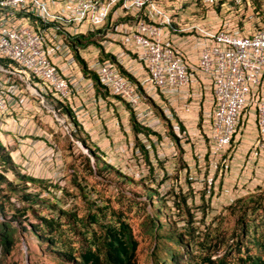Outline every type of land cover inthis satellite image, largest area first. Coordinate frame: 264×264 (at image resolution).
I'll return each mask as SVG.
<instances>
[{
    "label": "rangeland",
    "instance_id": "obj_1",
    "mask_svg": "<svg viewBox=\"0 0 264 264\" xmlns=\"http://www.w3.org/2000/svg\"><path fill=\"white\" fill-rule=\"evenodd\" d=\"M248 1L256 9L264 7V0ZM191 2L199 4L205 0ZM161 3L164 4V0H161ZM187 6L182 5L178 9L179 13L187 11ZM196 7L199 8V5ZM213 9L221 19L219 30L232 26L239 33L247 34L264 24V18L256 15V11L247 7L238 8L233 0H217V6ZM167 10L175 11L172 7ZM176 13L173 12L170 16L178 19ZM63 33L65 38L66 35L73 37L80 34L75 26L63 29ZM145 103L150 104L147 99ZM60 114L66 121L64 125H57L61 132L57 135L60 137L59 143L54 140L53 135L48 139L50 144L47 147L31 146L29 153L9 152L8 155L13 153L10 161L0 159V172L14 182L11 171L14 167L21 174L40 181L36 185L16 184L22 190L38 195L40 200L45 202L33 209L44 216L55 217L58 211H65L85 218L94 209L92 204L103 211L106 210L107 214L110 210L115 211L128 222L138 242L137 264H154L152 251L157 244L151 233L154 216L160 218L162 236L175 231L186 234L185 228L190 226L195 229V237L209 232H212L213 238L215 233H218L215 237L218 239L222 234L228 237L234 220L229 215L228 208L235 206L238 199L264 191V181L260 187L253 190V187H248V175H242L240 183V177L235 180V137L232 145L216 157L212 144L209 143L211 139L204 137L201 140L203 144L199 145L197 138L188 136H182L185 150L173 146L170 155L168 149L163 151L151 147L144 151L142 146L150 144L140 142L144 137L140 141L133 138L126 149L115 139L108 154H104L91 144L81 128L75 129L61 111ZM80 142H83L89 151L84 149ZM92 152L102 158V162L112 170L103 169V163H97ZM125 178L131 179L133 183ZM139 182H142L145 188L156 190L164 200L166 208L158 215L155 198L147 199L143 194V187L138 185ZM18 196L0 186V202L4 204V218H0V235L3 234L2 223L9 226L7 231L11 235V243L8 246L0 243V264H60V259L52 253L49 244L35 238L27 229L29 224L37 222L33 211H27L25 219L23 218L19 225L17 221H12V216L22 215L17 211L28 208L27 205L21 204ZM47 204H53L56 209L50 210ZM73 240L78 242L79 239ZM160 241L165 242L164 239ZM217 242L213 239L205 251H214L213 245ZM167 244L172 245L171 242ZM177 250L183 256V251L179 248ZM192 250L195 256L199 254L194 247ZM159 255L162 256V253L159 252ZM182 258L179 264L186 263L185 257ZM192 264H198L197 260H192Z\"/></svg>",
    "mask_w": 264,
    "mask_h": 264
},
{
    "label": "built area",
    "instance_id": "obj_2",
    "mask_svg": "<svg viewBox=\"0 0 264 264\" xmlns=\"http://www.w3.org/2000/svg\"><path fill=\"white\" fill-rule=\"evenodd\" d=\"M233 1L239 6L242 0ZM245 1L248 9L264 18V7L257 11ZM117 8L135 18L134 28L123 34L121 42L143 65L151 88L164 91L188 86L193 72L173 44L163 39L161 27L171 29L173 18L158 0H0V119L31 98L56 125H64L66 118L51 102L68 101L71 83L52 64L48 46L53 42V52L72 60L63 29L101 30ZM181 31L196 32L203 39L196 68L212 82L214 110L209 123L214 155L231 145L239 118L248 110L256 115L257 148L264 149V24L247 34L232 26L216 32L200 26ZM91 71L104 91L126 104L145 124L141 89L115 62L96 61ZM18 83L29 97L21 95Z\"/></svg>",
    "mask_w": 264,
    "mask_h": 264
},
{
    "label": "crops",
    "instance_id": "obj_3",
    "mask_svg": "<svg viewBox=\"0 0 264 264\" xmlns=\"http://www.w3.org/2000/svg\"><path fill=\"white\" fill-rule=\"evenodd\" d=\"M167 1L169 0H164V5L159 0V4L170 15L177 12L175 15L179 18L173 19L171 29L161 27V31L163 39L171 42L191 67L193 75L186 87L164 91L151 88L143 65L121 42L123 34L134 28L135 18L123 14L118 8L112 11L101 33L92 39L94 43L71 47L72 60L53 52L55 46L53 42L48 46L52 64L70 81L72 88V95L68 101H52L51 104L68 119L69 111L77 127L82 129L91 144L101 153L108 154L115 139L123 149H126L133 138L140 141L144 137L141 143L150 142L148 145H141L145 150L151 147L163 151L168 149L170 155L173 146L178 147L176 142L168 137L170 130L180 138L179 145L182 150L186 148L182 136L197 138L199 145L203 144L201 140L204 137L213 136L209 123V116L214 110L212 82L196 68L203 39L196 32L181 30L200 26L212 32L218 31L221 19L213 9L217 5H210L206 1L199 4L191 1L171 0L170 3ZM182 5H188L186 10L189 13L187 11L179 13L178 9ZM169 7L175 11L170 12L167 10ZM79 33L87 35L89 32L82 28ZM109 56L114 59L113 62L118 65L120 71H124L140 87L142 108L146 112L145 124L138 120L139 117L126 104L104 91L90 74L83 72L80 61L88 72H92L91 68L96 61L110 60ZM17 87L21 95L29 97L23 90L22 83H18ZM146 99L150 104L145 103ZM132 115L140 126L151 130L148 136L144 134L135 136L131 123ZM59 132L60 129L50 119L47 111L36 99L30 98L21 109H14L8 116L0 119V146L7 153L25 151L29 153L31 146L47 147L53 135L54 140L59 143L60 137L57 136ZM258 139L256 115L253 110H248L241 114L236 128L235 180L240 177L238 179L240 183L242 175H248V187H253V190L260 187L264 181V149L257 148ZM13 153L9 154L10 159ZM146 153L148 154L147 151Z\"/></svg>",
    "mask_w": 264,
    "mask_h": 264
},
{
    "label": "trees",
    "instance_id": "obj_4",
    "mask_svg": "<svg viewBox=\"0 0 264 264\" xmlns=\"http://www.w3.org/2000/svg\"><path fill=\"white\" fill-rule=\"evenodd\" d=\"M234 4L238 8L247 7L245 0H242L239 6L236 3ZM256 10L258 11L259 9ZM100 33L101 30H97L89 32L87 35L68 36L67 40L71 47L74 48L76 45L87 46L94 43L92 39ZM109 59L114 61L110 56ZM80 62L83 66V72L90 74L96 80L95 74L88 72L83 62ZM121 72L127 76L124 71L121 70ZM130 80L133 82L132 79ZM67 115L73 127L77 128V123L69 111H67ZM131 123L135 136L138 134L148 136L151 133L150 129L140 126L133 115L131 116ZM169 135L180 148V138L171 130ZM206 138L208 140L211 139L210 137ZM80 143L84 149L89 151L83 142ZM142 149L145 151V148ZM145 154L147 158V153ZM92 156L97 163H103L102 158H98L93 152ZM214 156L216 157V155ZM1 158L10 161V156L0 146ZM102 165L103 169L112 170L104 163ZM11 169L14 182L8 180L3 172H0V186L5 187L10 193L18 194V200L21 204L28 207L17 211V213L22 215L21 217L12 216V221H17L19 225L22 219H25L27 211H33L37 222L36 224H29L27 229L35 238L40 241H46L49 244L48 247L52 253L60 259V264H137L138 242L128 222L115 211L110 210L107 214L106 210L103 211V209L92 204L94 209L85 218H79L76 214L65 211H58L55 217L39 214L33 209L45 202L43 203L38 195L22 190L16 183H24L27 186L30 184L36 185L40 181L21 174L14 167ZM125 179L133 183L129 178ZM138 185L143 187V194L147 199L155 198L156 213L157 215L161 213V210H164L166 205L159 193L151 188H145L142 182H139ZM9 201L10 199L8 198V203ZM47 205L52 211L56 209L53 204ZM228 209L229 215L234 218L233 225L227 234L228 237H226V234H222L219 239L215 238L218 233H215L213 238L211 236L212 232L206 233L201 237H195V229L190 226L185 228L186 234L175 231L162 236L160 233L162 228L160 218L154 216L151 227V233L157 242L152 251L154 264H179L183 259L182 257L186 259L185 264H192V260H197L198 264H264V191L238 199L235 202V206ZM3 213L4 204L0 202V218H4ZM1 227L3 234L1 233L0 235V243L8 246L11 243V235L7 231L9 226L2 223ZM67 234L70 236H67ZM73 237L78 238V242H75ZM161 239H164L165 242H161ZM213 239L218 242L213 245L214 251L210 250L207 253L205 250ZM170 242L172 245L167 244ZM230 242L232 243L229 244ZM193 247L199 253L196 256L192 252ZM177 248L183 251V256L180 255ZM220 250H223V252H220ZM159 252L162 253V256L159 255ZM212 257L215 258L212 259Z\"/></svg>",
    "mask_w": 264,
    "mask_h": 264
},
{
    "label": "clouds",
    "instance_id": "obj_5",
    "mask_svg": "<svg viewBox=\"0 0 264 264\" xmlns=\"http://www.w3.org/2000/svg\"><path fill=\"white\" fill-rule=\"evenodd\" d=\"M215 5V4H214Z\"/></svg>",
    "mask_w": 264,
    "mask_h": 264
}]
</instances>
